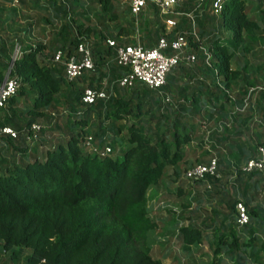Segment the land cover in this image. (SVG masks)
<instances>
[{
    "label": "trees",
    "instance_id": "trees-1",
    "mask_svg": "<svg viewBox=\"0 0 264 264\" xmlns=\"http://www.w3.org/2000/svg\"><path fill=\"white\" fill-rule=\"evenodd\" d=\"M253 1L255 11L250 12ZM211 2L182 0L178 8L181 14L168 31L159 23L154 7V34L158 38L170 41L176 33L191 29L196 32V38L187 35L186 49L194 54V62L191 66L181 62L174 68L182 75L183 69L199 68L201 74H186L194 77L192 85L180 88L188 98L186 104L160 105L155 90L141 83L121 87L116 95L107 85L102 91L105 98L89 104L81 102L85 88H102L106 64L114 58V48L105 40L123 44V37L133 30L128 8L113 12L109 0H27L35 22L42 21L52 32L45 41L33 44H23L16 34L0 37V83L12 48L20 46L8 72L19 85L0 110V127L9 126L16 132L15 138L0 134V252L7 256L4 263L162 264L148 250L147 236L156 223L147 214V191L160 183L167 169L179 175L178 163L185 161L187 148L195 140L199 116L220 123L221 128L226 126L227 118L234 121V116L242 117L245 109V115L251 118L253 110L246 105L257 92L254 109L264 119V87L257 91L238 84L240 74L231 68L237 51L246 55L259 34L264 38L262 0H222L217 15L212 13ZM94 3L102 6V13L95 14L96 20L85 13ZM255 13L259 24L253 18ZM9 23H15V19L10 18ZM80 43L89 50L92 68L67 79L63 62ZM199 46L208 54V64ZM58 50L61 59L53 61ZM116 68L122 75L125 69L115 62L111 64L110 69ZM79 80L82 83L78 85ZM249 84L253 86V82ZM233 85L237 86L235 99L227 91ZM160 88L165 89V83ZM57 104L63 110L55 119L50 110ZM228 107L235 108L234 116L226 111ZM247 119L242 120L244 128L216 136L214 141L223 146V154H218L213 143L211 150L204 152L209 158L215 157L216 176L197 180L184 177L192 185L208 184L206 189L216 194L217 203L224 208L213 210L218 218L211 231L213 256L223 253L233 264H251V260L264 264V259L257 258L264 256V209L251 204L264 190V167L246 172L227 159L234 156L235 164L241 159L245 163L256 158L259 147L264 148L263 132L258 133L253 155L247 135L241 139L249 128ZM52 121L61 122L64 129L54 125L51 134ZM32 123L41 128L44 124L50 132L49 140L41 128L35 140H26ZM87 136L98 151L109 146L111 153L115 152L113 157L111 153L100 156L91 152L84 144ZM202 142L198 138L195 145L201 146ZM222 167H234L229 185L238 196L226 195L218 184L219 174L225 173ZM186 192L177 191L183 208L190 205V201L182 200ZM236 202L242 203L248 217L242 226L236 222ZM206 237L207 230L194 225L182 226L176 233V239L187 246Z\"/></svg>",
    "mask_w": 264,
    "mask_h": 264
},
{
    "label": "rangeland",
    "instance_id": "rangeland-1",
    "mask_svg": "<svg viewBox=\"0 0 264 264\" xmlns=\"http://www.w3.org/2000/svg\"><path fill=\"white\" fill-rule=\"evenodd\" d=\"M19 1L20 0H0V37L6 38L16 34L21 37V42L23 44H33L48 39V34L52 32L51 27L42 23V21H38L36 23L34 18L35 13L27 5V0H24V4H21ZM85 1L87 2V0ZM109 1L113 5V12L126 10L128 8L129 0ZM195 1L196 0H192V3ZM197 1L200 2L201 0ZM261 6V8L264 9V0H262ZM101 7L102 6L100 4L94 3L93 6L86 8V16H89L92 20H96L97 16L102 13ZM255 7L256 1H253L252 6L249 7V11L254 12ZM154 12L155 9L153 8V5L147 3L143 11L137 15V18L144 19L148 16L154 17ZM218 13L219 12L213 14L217 15ZM95 14L97 16H95ZM129 16L131 15L129 14ZM155 16L160 20L161 17L157 13H155ZM257 17V13H255L253 18L259 24ZM10 18H14L15 23H9ZM29 24L30 27L28 29L27 26ZM28 30L29 34L26 33V35H24V31L28 32ZM259 36L261 37V34H259ZM260 37L256 43L250 47V50L246 55L237 51L231 59V68L233 70H237L240 74L238 84L245 85L249 90L255 89L259 91L264 87V38ZM250 82H253L252 87L249 84ZM81 83V80L77 81L78 85ZM236 85L231 86L227 90L228 95L232 99L238 97V85ZM257 98L258 93L256 92L252 95L250 103H248V100L246 101L248 103L246 106L253 110V112L249 113V117L251 118H248V115H245L246 109L241 113L244 114L242 117H235L233 115L235 108L232 110V107H228L226 111L230 112L232 116H234V121L227 118L225 122L226 126L224 128H221L219 125L220 123L218 121V117L217 122L219 124L216 122L213 123L212 121L208 122V120L205 119V116H199L201 123L196 133L195 140L200 138L203 141L201 146L195 145L194 140L187 148L185 161L183 163H178L179 175L174 176L172 175V170L167 169L166 175L161 178L160 183L147 191V214L148 217L156 223V228L153 231H150L147 236L148 250L150 255L152 257L159 258L162 264H233V262L225 256V254L222 253L219 254V256L214 257L212 252V225H216L218 220L217 216L214 215L213 210L223 211L224 208L217 203L215 193H213L210 189H206L205 185H192V182L186 180L184 175L185 171L191 166L199 163H205L207 161L209 156H205L204 152L211 150V143L216 145V148H218V154H223V146L215 142L214 139L218 135L226 134L227 132L231 133L237 129L244 128L246 124L242 123L244 117L250 120V124L248 130L244 131L241 139H246L248 137L250 141L248 146L251 147V155H253L252 150L255 146L258 133H264V119H261L259 117V113L254 109V103ZM62 110L63 108L60 104L55 105L54 108L50 110L51 116L57 119L62 113ZM55 122L56 121H52L51 123V134L53 132L54 125L57 126L58 124L62 129H64L61 122H58L57 124ZM41 130L43 131L45 139L49 140L50 132L47 131L44 124ZM118 140L119 139L115 141ZM115 144L118 145L120 142L118 141ZM119 150L120 148L117 147L116 152ZM114 154L115 152H113L112 157ZM218 154L216 155L217 159L219 157ZM227 159L230 160L233 166L235 165L238 168H241L245 161L241 159L239 163H236V165L235 162H237V159L234 156H228ZM234 167H230L229 169L222 167L225 173L219 174L218 178V184L222 186L223 193L229 195L230 197L239 195L235 188L229 185L230 181L234 177ZM262 176L264 180V172ZM262 182L263 181L259 184H262ZM180 189L188 190L182 199L183 201H190V205L187 208H183L180 205L177 196V191ZM251 204L261 206L264 209V190L258 192L257 197H255V200ZM209 224L211 225L210 227L208 226ZM186 225H194L200 227L201 230H207V237L203 238L200 243L195 245L193 244L187 246L182 244L176 239V233L180 227ZM5 258L7 259L6 254L0 252V264H7L4 263ZM257 258L262 260L264 259V256L259 255ZM18 264H22V260H19ZM251 264L259 263H255L254 260H251Z\"/></svg>",
    "mask_w": 264,
    "mask_h": 264
},
{
    "label": "built area",
    "instance_id": "built-area-1",
    "mask_svg": "<svg viewBox=\"0 0 264 264\" xmlns=\"http://www.w3.org/2000/svg\"><path fill=\"white\" fill-rule=\"evenodd\" d=\"M181 0H129L128 9L133 18L145 8L147 3L152 4L157 14L161 17L163 24L172 27L174 15H180L181 13L175 10V7L179 5ZM222 0H212L211 8L212 13L220 11ZM192 21L190 14H185ZM194 24V22H192ZM187 35L196 38V32L191 29L187 33H176L170 41H167L164 37L158 38L155 46L151 48H145L142 45L126 44L116 45L114 40L106 39L105 42L108 46L114 48V61L117 66L125 68L122 75L116 80V84L119 87H130L135 83H141L150 89L157 90L165 83L166 74L174 68L177 64H192L195 60V56L192 53L186 51L187 49ZM204 55L205 63L208 64V54L204 48L199 46ZM166 51L171 53L167 54ZM20 53V46L15 44L11 52L9 66L7 67L5 76L0 83V110L4 108L6 100L12 96L18 88V80L14 76H8V72L11 68L12 61ZM76 54V55H75ZM61 59V52L58 50L53 55V61H59ZM64 74L67 79H73L81 75L83 72L92 68V60L87 47L83 44H78L74 54L70 55L64 62ZM96 98H105L103 92L85 88L81 95V102L85 104L92 103ZM163 103L169 102V98L165 97ZM41 126L37 123H32L27 130L25 136L26 140H35L37 133ZM0 134L15 138L16 132L9 126L0 127ZM90 137H86L84 144L88 146L91 152H97L100 156H104L111 153L110 147L105 145L98 151L96 147L91 146L89 141ZM264 167V149L258 148L256 158H250L243 166L242 170L249 172L251 170H261ZM216 159L214 156L210 157L205 163H199L191 166L185 171V177L187 179H203L206 176H216ZM206 188H209L208 184H205ZM236 210V222L238 226H242L247 223L248 217L244 206L240 202L235 203Z\"/></svg>",
    "mask_w": 264,
    "mask_h": 264
},
{
    "label": "crops",
    "instance_id": "crops-1",
    "mask_svg": "<svg viewBox=\"0 0 264 264\" xmlns=\"http://www.w3.org/2000/svg\"><path fill=\"white\" fill-rule=\"evenodd\" d=\"M180 2H182V0ZM153 8H154V6H153ZM178 8H179V5L175 7V10L178 11ZM156 13H157V11H156ZM178 16L179 15H174L172 17V19L174 20L175 23L178 20ZM188 19H190V18L188 17ZM153 20L154 19L152 18V16H148L144 19H138L137 17L133 18V24H132L133 30L129 31V33L125 37H123L124 42H123V44H120V45L138 43L145 48H151V47L155 46V44L158 40V35L156 36L154 34L156 24L154 23ZM159 23L163 24L162 20H159ZM175 23H174V25H175ZM163 25L165 26L164 27L165 31H168L169 29H171L174 26L173 25L172 27H169V26H166L165 24H163ZM167 52L168 51H166V53ZM169 53H171V52H169ZM114 62H115L114 58L111 59L110 63L113 64V66H114ZM111 64H109V65L106 64V67H105L106 78H104L102 88H100L98 91L102 92L104 90L103 88H106V86L108 85V90L110 91V93L112 92V94L116 95L117 92L119 94V92H120L119 89H121V87H119L116 84V80L121 75V70L119 68L110 69ZM184 65L191 66L192 64H184ZM123 69H125V68H123ZM182 71H183V75L180 74V71L178 70V68H174V69L172 68L165 76V89L159 88V89L155 90L156 97L159 100L160 105L163 103L162 101L165 97L169 98L168 103L174 104V105H177L176 104L177 102L182 103L184 105L188 101V98L184 94L185 91L182 92V89H180V88H182V86H184V84H187V86L192 85L194 77L188 78L187 77L188 75L189 76H199L201 74H199V72H198L199 68H188V69H183ZM186 74H187V76H186ZM186 90L190 91V88L187 87ZM163 104L165 105L166 103H163Z\"/></svg>",
    "mask_w": 264,
    "mask_h": 264
}]
</instances>
